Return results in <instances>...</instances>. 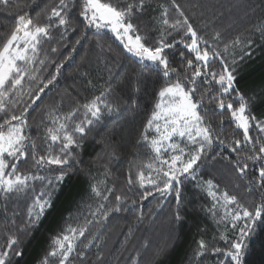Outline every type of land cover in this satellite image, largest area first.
Instances as JSON below:
<instances>
[{
  "label": "trees",
  "instance_id": "1",
  "mask_svg": "<svg viewBox=\"0 0 264 264\" xmlns=\"http://www.w3.org/2000/svg\"><path fill=\"white\" fill-rule=\"evenodd\" d=\"M105 2L126 6L121 0ZM37 3L39 7L32 6V0H10L7 6L0 5V40L10 35L15 28L16 17L24 12L29 13L33 24L47 23V16L52 8L58 6L59 0H37ZM147 3L149 7L145 13L133 23L138 25L141 35L149 37L148 44L151 45L159 37L157 28L161 6L169 9L170 19L176 18L177 13L171 7V0H147ZM176 3L189 16L198 34L210 43H214L211 40L214 32L222 34V40L215 46L229 69H235L234 88L245 97L248 113L264 123V38L257 30L264 23V0H176ZM69 9L67 28L53 29L52 38L41 45L40 59H44L45 64L42 71L37 73L38 80L31 84L33 90L42 86L51 78L50 73H55V65L64 64L56 82L46 90L38 107L28 115V134L36 145L37 156L47 155L48 145L44 137L47 128L56 127L51 122L52 118L64 117L76 110L67 122L71 131L76 123L84 119L82 106L109 86L111 91L104 99L113 111L109 112L102 104L99 123L90 130L86 129L83 137H76L79 147L71 148L74 159L70 162L71 167L64 169L68 175L58 185L53 211L46 214L38 227L25 228L27 206L31 203L28 196L32 193L9 197L0 193V251L7 248L8 238L15 235L19 243L14 246L13 253L20 251L22 255L12 254L9 264H40L51 251L50 245L55 237L67 234L64 232L67 227H78L85 220H92L85 237L77 242L69 264H220L221 260L227 261L226 256L216 254L212 249H228L224 237L234 239L231 221L230 218L223 219V207L217 205L213 209L216 201L207 194L203 183L212 180L218 186V194L227 192L229 196L235 195L250 212L254 213L257 205L264 204L257 190H249V181L254 185L258 176V165L246 159L253 153L242 146L239 153L233 154L227 147L235 139L242 141L243 132L231 122L230 110L216 107L222 99L225 105L231 102L234 109L238 108L239 101L233 98L236 93L217 97L220 89L214 82L210 90L209 84L198 81L194 99L203 98L204 107L209 111L202 110L201 115L211 125L214 135L223 139L225 144L214 143L194 180L182 178L183 203L181 219L177 221L173 217L176 211L175 193L163 198L154 194L142 201L141 196L151 189L140 188L137 181L140 171L148 176L150 170L145 165L155 162L150 145L137 144V140L157 102L159 88L165 84L162 74L137 63L136 58L127 53L113 34L106 32L97 37L93 28H86L78 15L80 9L77 0H72ZM168 31L172 35L167 37V43L178 42L183 36V32ZM237 36L245 44L250 39L251 45L246 48L230 46L224 52V43ZM77 40H80L79 44ZM187 42L190 43V39ZM52 48L57 51L52 52ZM180 52L185 53L183 62ZM166 55L170 60V70L176 74L169 82H175L177 76L181 80L186 75L191 77L195 69L185 72V68L187 59L195 63V57L183 44L177 43L173 49L166 50ZM65 57L70 58L65 60ZM212 69L222 71L219 60L209 63V70ZM23 100L27 101L29 97L25 96ZM21 111L22 107L18 106L11 114L18 115ZM146 134L150 139L155 136L152 130ZM249 135L255 143L258 136L264 133H259L253 126ZM176 142L182 147H189L183 140ZM59 149L60 143L57 142L52 146V154H58ZM171 154L164 153V157L168 158ZM224 157H228V160L239 158L241 164L248 163L246 175L242 178ZM50 168L56 169L57 166ZM18 171L36 173L30 149L26 161L19 163ZM58 174V171H39V175L45 176ZM129 176L133 181L131 186L128 184ZM94 184L109 196L107 201L91 192ZM34 186L39 192L41 183L35 181ZM109 188L114 189L112 194L105 191ZM116 195L123 198L121 211L109 212L107 218L102 215L94 218L91 215L101 203L105 205V210L114 208ZM229 208L235 210L234 205ZM200 240L206 244L203 255H197ZM246 243L248 248L245 249L244 264H264V229L259 224ZM80 252L85 255L81 257ZM48 264H58V260L49 257Z\"/></svg>",
  "mask_w": 264,
  "mask_h": 264
},
{
  "label": "snow or ice",
  "instance_id": "2",
  "mask_svg": "<svg viewBox=\"0 0 264 264\" xmlns=\"http://www.w3.org/2000/svg\"><path fill=\"white\" fill-rule=\"evenodd\" d=\"M9 3L10 0H0V5L7 6ZM70 3L72 0H59L58 6L52 8L47 16L48 22L43 25L33 24L29 13L24 12L16 17L15 28L10 35H6L4 39L0 40V114H3L0 117V193L5 197L28 196L29 193H32L31 196H28L31 203L27 206L25 228L38 227L45 219L46 214L53 211V203L59 191L58 185L68 175L64 169L71 167L70 162L74 159L71 148L72 146L79 147L76 137H83L86 134V129L90 130L94 124L99 123L102 116V104L106 105L109 112L113 111L104 99L111 91L109 86L101 91L99 96L92 98L89 103L82 106L84 119L76 123L71 131L68 130L67 122L72 119L76 110L64 117L52 118L51 122L56 127L47 128L44 137L45 143L48 145L47 155L37 156L36 145L28 134V115L38 107L39 102L46 95V90L56 82L64 64H56L55 73H50L51 78L47 79L42 86L33 90L31 84L38 80L37 73L42 71L45 64V60L40 59L41 45L52 38L53 29H66L69 24ZM121 3L126 6L105 2V0H77V6L80 9L78 15L85 22L86 28H93L97 37L106 32L113 34L127 53L136 58L137 63L142 64L144 68L162 74V78L165 80V84L159 88L157 102L140 133V139L137 140V144L147 143L150 145L155 157L154 163L145 165L150 170L148 176L146 177L143 171L137 175L140 188L151 189L144 192L141 200H147L154 194H159L163 198L174 192L176 211L173 217L179 221L181 219L180 208L183 203L180 186L183 179L194 180L197 170L208 158L207 154L213 149L214 143L225 144L223 139L214 135L211 125L201 115L202 110L209 111L204 107L203 98L194 99L198 81L203 80L209 84L210 90L213 82L219 87L220 91L217 93V97L236 93L233 98L238 99V108L234 109L231 102L225 105L222 99L219 100L216 107L220 110H224L225 107L230 110L231 122L236 129L242 130L243 140L235 139L233 141L235 146L233 143H229L227 147L233 154L239 153L242 146L253 153L246 159L250 160L253 165H258V176L254 185L249 181V190H257L261 200L264 201V135L258 136L255 143H253V137L249 135L253 126L259 133H264V123L257 121L254 116L248 113L245 97L234 88L236 78L233 72L235 69H229L228 63L225 62L221 52L217 51L215 46L222 40V34L219 31L214 32L211 36L214 43H210L208 39L198 34L189 16L176 3V0H171V7L177 13V17L170 19L169 9L161 6L162 11L157 28L159 37L149 45V37L141 35L138 25L133 23L149 7L147 0H131V2L121 0ZM32 6L39 7L37 0H32ZM53 20L55 23H52ZM169 29L183 32V36L178 42L175 40L172 43L166 42L167 37L172 35V32L168 31ZM257 30L264 38V23ZM188 39H190V43L187 42ZM76 43L79 44L80 40H77ZM177 43L183 44L187 51L194 54L195 57V63L192 59H187L185 72L193 68L195 70L192 71L190 78L186 75L181 80L177 76L175 82H169L171 77L176 74L170 70V60L166 55V50L173 49ZM251 43L252 41L249 39L245 44L237 36L234 40L224 43L223 51L227 52L230 46L246 48ZM51 51L56 52L57 49L52 48ZM69 58L65 57V60ZM180 59L182 62L186 59L184 52H180ZM215 60H219L222 71L209 70V63ZM235 63L236 61L233 60V64ZM25 96H28L29 100L24 101ZM18 106L22 107L20 114H11ZM149 130L155 133L151 139L146 134ZM178 139L185 141L189 147H182L180 143L176 142ZM57 142L60 143L59 153L53 155L52 146ZM29 149L33 167L36 169L35 174L18 171V165L20 162L26 161ZM167 152L172 154L165 158L164 153ZM224 159L242 178L249 170V164H241L239 158L228 160V157H224ZM53 165L57 168L51 169L50 166ZM42 169L58 171L59 174L55 176L39 175V171ZM35 181L41 183L39 192L35 190ZM128 184L129 186L133 184L131 176L128 178ZM202 187L216 201L213 204V209L217 205L224 208L223 219L230 218L231 232L234 237L232 240L224 237L225 242L229 245L226 251L220 248H214L212 251L227 257V261L221 260L220 264H244L245 249L248 248L246 241L252 238L257 224L264 229V204L257 205L253 213L244 207L235 195L229 196L227 192L218 194L216 190L218 186L212 180L205 181ZM90 190L104 201L109 199V196L103 194L95 184L91 186ZM105 191L112 194L114 189L109 188ZM115 200L114 208L105 210V205L101 203L91 215L94 218L97 215L107 218L109 212L121 211L120 205L123 203V198L116 195ZM230 205L235 206L234 211L229 208ZM92 222V220H85L81 226L67 227L64 230L67 234L58 235L52 240L51 251L40 261V264H48L49 257L56 258L58 264H69L71 255L76 251L77 242L85 237L88 226ZM18 243V238L15 235L8 238L7 248L0 251V264H9L12 254L22 255L20 251L13 253L14 246ZM87 246L85 245V247ZM198 247L197 255H203L206 250L205 241L200 240ZM79 255L83 257L85 254L80 252Z\"/></svg>",
  "mask_w": 264,
  "mask_h": 264
}]
</instances>
